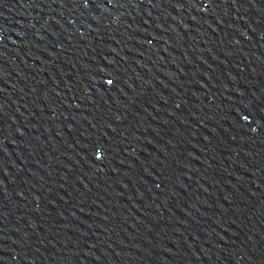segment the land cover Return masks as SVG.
Returning <instances> with one entry per match:
<instances>
[{"label":"water","instance_id":"obj_1","mask_svg":"<svg viewBox=\"0 0 264 264\" xmlns=\"http://www.w3.org/2000/svg\"><path fill=\"white\" fill-rule=\"evenodd\" d=\"M0 264H264V0H0Z\"/></svg>","mask_w":264,"mask_h":264}]
</instances>
